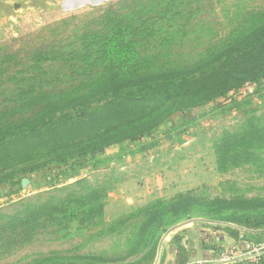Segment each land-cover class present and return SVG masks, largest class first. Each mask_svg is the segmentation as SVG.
Returning a JSON list of instances; mask_svg holds the SVG:
<instances>
[{
	"label": "rangeland",
	"instance_id": "obj_1",
	"mask_svg": "<svg viewBox=\"0 0 264 264\" xmlns=\"http://www.w3.org/2000/svg\"><path fill=\"white\" fill-rule=\"evenodd\" d=\"M192 1L205 6L195 19L214 21L220 35L248 9L264 8V0ZM136 3L150 0H0V131L8 137L0 264H161L164 239L191 222L193 242L229 227L236 240L264 246V77L185 105L158 88L169 107L161 114L144 103L100 107L117 97L91 93L118 59L88 66L97 56L89 43L114 11ZM181 39L173 46L186 57L196 41ZM218 77L208 72L167 90ZM71 144L96 145L64 159L47 155Z\"/></svg>",
	"mask_w": 264,
	"mask_h": 264
},
{
	"label": "trees",
	"instance_id": "obj_2",
	"mask_svg": "<svg viewBox=\"0 0 264 264\" xmlns=\"http://www.w3.org/2000/svg\"><path fill=\"white\" fill-rule=\"evenodd\" d=\"M139 4H134L133 10H128L126 14L114 11L115 14L104 23L101 34L89 43L92 55L97 56L90 57L92 61L88 66L95 67L102 60L110 64L118 59L116 66H105L101 71L107 82L91 91L103 90L107 98L117 97L105 101L100 107L144 103L161 114L169 109L163 106L160 99L162 93L165 98L179 101L182 105L188 101L201 103L212 97L226 96L245 82H257L264 77V8L248 9L230 32L220 35L214 21L195 19L194 14L205 6L192 0H150L146 6ZM153 36L155 40L151 41ZM183 37L196 41L190 44L186 57L184 52L173 46L182 41ZM157 45H161V48H156ZM214 71L218 73V79L200 83L195 90H176L173 94L167 90L177 82H180L181 87L191 83L193 85L194 82H200L208 72ZM165 76L170 78L164 79ZM158 88L164 92L161 93ZM64 119L61 117L62 121ZM138 120V117H133L127 123L134 124ZM238 138L232 143L224 139L220 150L231 148L244 139L241 135ZM7 139L1 130L0 150ZM72 145L52 147L47 155L64 159L96 144ZM57 209L58 204L51 205L52 212Z\"/></svg>",
	"mask_w": 264,
	"mask_h": 264
},
{
	"label": "crops",
	"instance_id": "obj_3",
	"mask_svg": "<svg viewBox=\"0 0 264 264\" xmlns=\"http://www.w3.org/2000/svg\"><path fill=\"white\" fill-rule=\"evenodd\" d=\"M190 225V226H189ZM220 227V226H219ZM196 228L195 222L179 227L174 234L169 235L161 247L158 259L161 264H264V260L250 261L236 258H227L221 254V248L233 243L235 231L233 228H224L223 234L211 236L207 234L198 242L190 240L191 231ZM180 230L181 236H176ZM200 231H203L200 229ZM262 234V233H261ZM259 235V234H258ZM257 240H261L256 238ZM264 242V239H263ZM191 244V245H190ZM219 250V251H218ZM213 258V259H212Z\"/></svg>",
	"mask_w": 264,
	"mask_h": 264
},
{
	"label": "built area",
	"instance_id": "obj_4",
	"mask_svg": "<svg viewBox=\"0 0 264 264\" xmlns=\"http://www.w3.org/2000/svg\"><path fill=\"white\" fill-rule=\"evenodd\" d=\"M221 254L227 258L260 261L264 260V246L240 239L222 247Z\"/></svg>",
	"mask_w": 264,
	"mask_h": 264
}]
</instances>
